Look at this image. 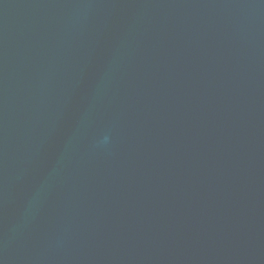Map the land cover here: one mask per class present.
<instances>
[{"label":"water","instance_id":"water-1","mask_svg":"<svg viewBox=\"0 0 264 264\" xmlns=\"http://www.w3.org/2000/svg\"><path fill=\"white\" fill-rule=\"evenodd\" d=\"M0 264H264V0H0Z\"/></svg>","mask_w":264,"mask_h":264},{"label":"clouds","instance_id":"clouds-1","mask_svg":"<svg viewBox=\"0 0 264 264\" xmlns=\"http://www.w3.org/2000/svg\"><path fill=\"white\" fill-rule=\"evenodd\" d=\"M105 140H107V138H105Z\"/></svg>","mask_w":264,"mask_h":264}]
</instances>
